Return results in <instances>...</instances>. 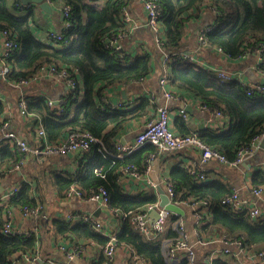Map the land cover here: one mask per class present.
Masks as SVG:
<instances>
[{
	"label": "trees",
	"instance_id": "16d2710c",
	"mask_svg": "<svg viewBox=\"0 0 264 264\" xmlns=\"http://www.w3.org/2000/svg\"><path fill=\"white\" fill-rule=\"evenodd\" d=\"M63 1L72 8V24L62 29L66 41L63 47H58L52 41L46 43L38 40L27 17L10 11L7 0H0V30H8L18 42V47L7 59L10 71L5 83L10 85L30 78L44 65L67 68L75 78L77 86L68 95L63 111L52 108L48 97L22 95L27 102V113L40 116L47 139L51 143L60 142L75 130L89 131L111 153H117L118 134L129 118L145 113L147 102L129 109H111L101 107L97 98L103 95L108 85L131 83L147 77L154 70L156 60L148 49L132 54L124 48L113 50L106 46L107 38L126 30L121 10L131 0ZM157 1L162 9V52H168L171 56L167 63L168 79L175 87L195 95L204 104L221 108L226 113L227 128H205L197 133L211 147L225 154L229 160H234L239 149L249 145L252 138L264 129V95H249V86L244 85L241 80H226L214 70L182 57L180 52L185 51L182 49L185 45V27L194 17L192 11L199 9L201 4L209 5L213 13L209 29L203 32L207 38V46L216 45L229 56L235 57L243 56L260 41L264 43V0ZM259 68L264 71V52ZM5 110V103L0 100V124L6 120ZM97 146L89 153L74 154L71 158L75 162L73 169L48 171L52 183L62 191L75 186L85 193L104 186L109 191V207L122 209L124 213L140 211L146 204L157 200L156 194L146 192L128 195L117 182L119 170L124 165L134 164L139 170H143L147 156L156 151L155 145L147 143L122 157L105 155ZM21 157L14 144L3 140L0 144V176L8 169H14ZM36 158L31 156L28 161L39 164L38 171H33L27 166L28 163L21 166L25 172L31 169V172L41 176L42 169L50 165L51 158ZM258 178L255 180L256 185L264 186V175L261 172ZM169 179L178 199L207 200L209 218L204 224L205 228H223V233L229 239L239 240L242 245L251 248L264 244V219L261 216L253 218L246 211L237 212L223 204V198L233 192L223 182H198L197 171L193 173L181 164L172 168ZM32 180L34 179L23 180L17 193L0 206V264H12L10 258L16 251L32 252L36 249L37 237L34 234L10 237L2 232L9 209L38 205ZM178 218L179 216H173L172 219L175 221ZM58 221L59 231L62 232L68 227V237L95 239L101 243H106L109 239L90 222L73 223L64 219ZM175 234L171 230L169 236ZM117 241L131 244L135 254L146 264H172L166 261L161 239H151L135 230L129 217L123 222ZM213 262L225 264L220 259ZM175 264H191V260L186 257Z\"/></svg>",
	"mask_w": 264,
	"mask_h": 264
},
{
	"label": "crops",
	"instance_id": "0c3cea01",
	"mask_svg": "<svg viewBox=\"0 0 264 264\" xmlns=\"http://www.w3.org/2000/svg\"><path fill=\"white\" fill-rule=\"evenodd\" d=\"M51 4L53 12L48 13L42 10L38 4L22 8L21 0H7L10 11L27 17L38 40L46 43L52 41V44L55 46L63 47L65 43L62 45L56 44L49 38V34L51 31H62L64 28L65 16L63 6L65 3L63 0H53ZM208 6L207 4H201L199 9L192 11V13L194 12V17L185 27L183 38L185 45L182 46V49L192 51L200 47L197 50L198 52H196L198 63L205 68L214 70L226 80L236 78L241 80L246 86L260 83L261 78L264 76L256 68L257 58L252 50H249L243 56L231 57L216 45L202 46L199 44L200 33L209 26L213 19L212 10ZM128 9L132 14L136 27L126 25L125 29L127 33L122 41L124 49L132 54H138L144 49L151 50L153 58L156 61L154 63V70L147 77L132 81L131 83L108 85L105 87L103 95L97 98L101 107L111 109H129L147 102L145 113L143 112L140 116L129 118L126 121L117 136L116 144L127 145L134 142L138 132L144 129L146 121L154 117L157 114L159 106L163 105L169 108L171 124L177 133L199 132L205 128H212L214 130L227 128L228 117L221 108L223 116H214L211 110L203 108L202 105L207 104H204L200 98L175 87L168 78L162 83L161 79L166 74V70L169 71V68L165 67L164 53L155 41L153 30L146 23L147 13L143 0H131ZM1 37L0 33V52L2 46ZM3 66V60L0 56V72ZM166 76L169 77L168 74ZM5 80L6 76L0 78V100L6 105L5 118L9 120L12 130L23 136L28 140L30 145L34 146L37 140L38 128L42 123L41 118L35 113L28 114V116L21 114L20 106H18L21 96L39 95L54 100H67L68 95L73 91H70L66 84H60L51 79H43L22 87H17L14 84L6 85ZM166 91L172 92L174 97L167 98L165 95ZM182 108L186 109L187 118H184L180 114ZM253 150L254 152L246 156L242 163L235 166L218 160L202 163L200 152L197 149L159 152L154 159L149 160L151 167L150 170H147L150 153L147 156L146 166H144L143 170H139V176L136 177L130 173L122 174L120 169L117 182L128 195L144 194L146 192L151 195L156 194L159 201L160 193L158 187L166 189L165 182L170 177L172 168L175 165L181 164L185 167L187 165L195 166L200 172H203L205 179L202 182L219 180L232 190H237L241 195L251 197L252 188L263 186L260 184L256 185L255 180L258 178L260 172L264 175V137ZM73 156L74 154L72 156L64 154L49 157L51 158L50 165L45 166L44 170L41 168L42 172L40 174L42 178L40 175L37 176V173L31 172V169L25 172L22 166L11 169L12 171L8 172L3 178H0V198L12 185L19 186L23 180L31 181V179H34L32 182L34 181L35 184L33 186L35 187V198L42 207L38 216L28 218L15 216V226L20 230L31 228L34 225L39 226V231L33 233L37 237L36 249L33 252H36L39 258L34 262L22 261L19 264H133L136 259H140L141 263L146 264L142 258L135 254L133 246L129 243L118 242L113 258L108 259L103 251L105 243H101L95 239L68 237L69 231L66 229L68 227L62 232L59 231L58 225L60 226V224L58 220L64 219L73 223L83 222V216L88 215L104 223V229L107 231L105 235L108 238L110 235L117 237L123 222L127 219V217H123L125 213L122 209L106 208L98 202L89 199L82 200L76 196H68L67 191L60 190L56 184L52 183V177L48 171L73 169L75 166V162L71 159ZM183 207L185 212L179 216V219L183 222L182 225L187 234V241L192 246L194 254L188 257V252L184 250L181 255L187 256L191 260V264L192 260L213 262L215 259H220L225 264H264V260L248 255V251L253 248L246 245L232 247V252L229 254L223 251L226 245L214 241L213 238L220 236L224 232V229H213L210 226L208 228L204 227L209 218V205L204 209L205 216L200 225L194 217V209L189 206ZM261 211L260 216L264 219V202L262 203ZM152 218L155 219L156 217ZM174 222L171 219L167 230L160 236H154L151 239H161V245L164 242L173 241L180 235ZM171 230L176 232V234L169 236ZM99 232L104 234L102 231ZM62 242L67 244V246L70 243L82 244L85 251L73 261L68 262L67 258L57 249V245ZM256 246L254 248L258 250L264 249V244H257Z\"/></svg>",
	"mask_w": 264,
	"mask_h": 264
},
{
	"label": "built area",
	"instance_id": "2783aa9c",
	"mask_svg": "<svg viewBox=\"0 0 264 264\" xmlns=\"http://www.w3.org/2000/svg\"><path fill=\"white\" fill-rule=\"evenodd\" d=\"M50 3L53 0H47ZM144 7L147 13V25L153 30L155 41L158 46L162 49L163 47V39H164V31L160 24V16L162 14V9L157 0H143ZM72 8L68 4H64L63 13L65 16V26H71L70 16H71ZM121 18L124 23L128 26L132 25L136 27L135 22L133 20L132 14L128 9V6H124L121 10ZM209 29V26L205 28ZM205 29L199 35V44L207 45V38L204 35ZM1 38H2V46L0 56L3 60V68L0 72L2 76H7L10 71V66L7 63V59L12 56L13 52L18 47V42L11 36V33L6 30H0ZM127 31L119 32L117 35L111 36V38H107L106 46L107 48L113 50L123 49V38L126 36ZM49 38L53 40L56 44L62 45L66 41V36L62 31H51L49 34ZM200 48V47H198ZM198 48L192 51H181L180 55L188 60L197 61L196 52ZM252 50L253 54L256 56V68L257 70L264 76V71L259 68L260 63L263 60V52H264V43L258 42L254 48L248 49L246 51L249 52ZM245 53V54H246ZM244 54V55H245ZM170 54L168 52L163 54L164 65L168 67V61L170 59ZM166 74H169L166 70ZM164 75L161 79L162 83L166 81L168 78ZM169 76V75H168ZM43 79H51L60 84H66L70 91H74L77 86V82L73 77L70 70L67 68H58L54 65H44L42 66L32 77L24 78L19 82H16L14 85L17 87H22L26 85H30L34 82L43 80ZM249 95L259 94L264 95V84L255 83L249 85L247 90ZM167 98L174 97L172 92H165ZM66 102V99H58L54 100L52 98H48V103L52 108H55L57 111H63V105ZM20 111L23 116H28L27 113V102L23 96H21L19 100ZM205 110H211L214 116H223V112L220 109H212L207 105H202ZM180 114L187 118L188 114L185 108L180 110ZM222 120V119H221ZM264 137V129L257 135H255L250 144L239 149L237 156L234 160H229L228 157L220 152L219 150L211 147L207 142H205L197 132H191L186 134H181L175 132L171 124V117L169 108L166 105L159 106L157 110V114L149 118L146 123L144 129L138 132L134 142L130 144H116L118 152L111 153L108 151L103 145L102 141L93 135L89 131L75 130L71 132L66 138L61 140L58 143H51L47 137L43 124L41 123L38 128L37 140L34 146L30 145L28 140L23 136L19 135L16 131L12 130L10 127L9 120H5L2 124H0V144L4 140H8L10 143L14 144L22 155L19 164L15 168H20L22 164H26L31 156H36L40 160L45 159L51 156H59L68 153L79 154V153H89L91 152L97 144H99L98 150L105 155L114 154L115 156L122 157L124 155H128L135 150L141 148L143 145L147 143H151L156 146V151L152 152L148 157L147 170H150L149 160L154 159V157L159 152L165 151H182L187 149H197L200 152V160L202 163H207L211 160H218L220 162L227 163L229 165H239L243 162L246 156L252 154L254 152L253 148L258 146V142ZM189 170L193 173L197 171V179L202 182L204 178L203 172H200L198 168L195 166H188ZM12 171L8 169L3 172L0 178H3L7 175L8 172ZM122 174L130 173L134 176H139V169L134 164H127L121 167ZM165 191L169 196L170 200L180 206H189L194 209V217L196 218V222L200 225L204 219V209L208 206L207 200H194V199H183L180 200L176 197V191L173 183L168 178L165 182ZM19 190V186L12 185L7 192L0 198V205L7 203V201L17 193ZM252 196L245 197L241 195L237 190H233L228 196L223 198L222 203L228 205L232 210L237 212L246 211L250 214L251 217L256 218L261 215V206L264 202V186H256L251 189ZM68 196H76L78 198L89 199L95 202H98L101 206L106 208L109 207V191L106 187L100 186L96 190L85 193L76 188L75 186L71 187L67 190ZM41 206L35 205H24L18 208L9 209L5 218V222L2 227V232L10 237H14L17 235L30 236L33 233L39 231V226L34 225L31 228L20 230L15 226V216H21L23 218H28L31 216H38L41 212ZM184 208V207H183ZM153 210L158 211V215L155 219L151 217V212ZM173 216H180L174 214L171 210L167 209L165 206L161 205L160 200H156L155 202L146 204L144 209L140 211L132 213L131 211L126 212L123 217H129L130 223L132 227L138 232L146 235L149 238L154 236H160L164 233ZM84 221L90 222L92 226L98 230L102 231L104 234H107V231L104 229V223L102 221L95 220L93 216L84 215ZM175 225L180 233V235L175 238L171 242H164L162 247L165 251L166 261L168 263H179L184 257H191L194 254L192 246L187 241V234L184 231L183 222L181 219L175 220ZM216 242L224 243L226 246L223 248L225 253H231L232 247L235 246H243L242 242L239 240H231L229 237L222 233L220 236H216L213 238ZM69 242V241H67ZM118 241L115 235H110L108 241L103 246V251L108 257V259H112L116 249H117ZM57 249L67 258V261H73L78 255L82 254L85 249L82 244L78 243H70L68 246L65 243H60L57 245ZM186 250L188 252L187 256L181 255L182 252ZM249 256H256L262 260H264V249H252L248 251ZM39 258V255L36 252H23L21 250L16 251L12 254L10 260L12 264H19V262L27 261L34 262ZM203 263V264H214L212 261H196L192 260V264ZM133 264H143L140 259H136Z\"/></svg>",
	"mask_w": 264,
	"mask_h": 264
},
{
	"label": "water",
	"instance_id": "95a60500",
	"mask_svg": "<svg viewBox=\"0 0 264 264\" xmlns=\"http://www.w3.org/2000/svg\"><path fill=\"white\" fill-rule=\"evenodd\" d=\"M22 2V8H27L26 6H30L32 4H38L42 10H44L45 12L51 13L53 12V6L52 4L47 1V0H21ZM1 74H0V78H1ZM261 83L264 84V77L261 78ZM70 156L73 155V153H68ZM159 189V193H160V203L161 205L165 206L167 209L171 210L174 214L176 215H181L185 212V209L174 203L173 201L170 200L169 196L167 195L165 189L163 187H158ZM152 217H157L158 215V211L157 210H153L152 211ZM197 264H203V263H197Z\"/></svg>",
	"mask_w": 264,
	"mask_h": 264
},
{
	"label": "rangeland",
	"instance_id": "374dc122",
	"mask_svg": "<svg viewBox=\"0 0 264 264\" xmlns=\"http://www.w3.org/2000/svg\"><path fill=\"white\" fill-rule=\"evenodd\" d=\"M31 162L27 161L26 162V164L28 163L27 166H29L33 171H37L38 168L40 167V165L37 164L36 162H33V161H31ZM245 264H247V263H245Z\"/></svg>",
	"mask_w": 264,
	"mask_h": 264
},
{
	"label": "bare ground",
	"instance_id": "6f19581e",
	"mask_svg": "<svg viewBox=\"0 0 264 264\" xmlns=\"http://www.w3.org/2000/svg\"><path fill=\"white\" fill-rule=\"evenodd\" d=\"M189 69V68H188Z\"/></svg>",
	"mask_w": 264,
	"mask_h": 264
}]
</instances>
